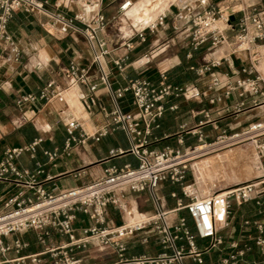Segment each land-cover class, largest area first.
Returning <instances> with one entry per match:
<instances>
[{
  "label": "crops",
  "instance_id": "1",
  "mask_svg": "<svg viewBox=\"0 0 264 264\" xmlns=\"http://www.w3.org/2000/svg\"><path fill=\"white\" fill-rule=\"evenodd\" d=\"M47 1V8L53 13H60L73 18L83 15L89 21L96 12H101L109 21L107 27L98 31L100 39L107 41L111 51L108 56L110 68V83L116 91L119 87L127 85L129 80L146 78L157 84L160 81V72L166 71L167 81L173 84L190 83L198 85L202 90L207 89V77H198L195 68L207 59H217L221 53L229 52L222 47L215 53L211 52L209 42L194 47L191 39H183L174 29L175 23L184 27H192L190 22L180 19L187 5L196 3L197 0H161L160 10L148 9L149 3L156 0H131L126 10H121L120 5L125 0H43ZM204 5L224 6L231 13V22L237 24L242 16L239 9L242 5L236 0H203ZM247 6L262 8L264 0H244ZM139 8L143 14L156 13L159 16L166 11L167 17L162 25L151 31L145 30V39L142 40L137 28L147 25L134 18L133 10ZM197 3L194 13H197ZM158 18V17H157ZM79 26L84 24L75 21ZM221 27L231 38L234 32L228 29L224 21ZM8 31L16 40L20 54L15 59L9 50H5L3 59L0 60V156L7 148L23 146L41 137L43 141L37 146L34 155L25 151L15 159L20 169L28 170L33 174L39 184L51 192L81 185L104 175L112 166L123 167L126 164L136 166L138 160L130 149V141L126 132L121 127L112 126L111 118L106 115L102 107L110 112L114 108L111 94L101 91L97 103L87 106L79 99V93L90 95L87 85H79L66 97L67 117L61 118L60 108L64 103L56 100L45 103L37 101L19 106L17 100L27 93H38L46 86L48 81L55 79L61 81V71L74 61L83 66H90L92 59L91 48L85 36L75 30L66 33L60 31L59 23L51 16L27 12L23 9L15 11L9 20ZM252 32H255L253 29ZM6 47V44H3ZM264 50V44L258 47ZM153 54L151 60L143 66L134 62L139 57ZM127 55V68L123 72L110 62L117 57ZM246 52L232 54L228 59H222L216 69L221 73H230L232 78L247 76L241 71L248 66ZM194 67V68H192ZM254 76V75H252ZM206 78V79H205ZM91 80L100 84L98 72L94 66L91 68ZM208 97L221 95V88L217 87L207 91ZM243 106L240 108V104ZM264 95L260 93L245 92L240 95V90L232 91L231 95L210 104L206 99L202 102L197 99L170 96L167 99L168 108L157 119L156 124L147 135L150 149L162 150L166 147L185 149L199 143L198 136L204 135L207 142L214 141L220 134L239 131L249 125L253 120L264 115ZM118 104L123 111L136 113L133 104V95L126 92L118 99ZM176 105L175 109L169 106ZM210 108L211 117L215 120L212 124L201 123L204 115L197 111ZM240 108V109H239ZM77 119L81 127L73 133L77 141L72 143L69 150L65 144L70 137L67 120ZM108 126L109 132L98 139L93 137L97 130ZM113 127V128H112ZM141 127L144 129V125ZM114 151L113 153H111ZM120 151H123L122 153ZM48 152H56L54 159H50ZM40 163V166L38 165ZM28 177H24L27 180ZM14 183L0 181V195L9 196L21 189ZM156 193L161 198L165 209L172 211L177 208V201H188L181 193L180 185L170 180L160 182ZM28 191L26 195H31ZM219 205V204H218ZM232 221L237 231L231 236H223L225 245L222 250L210 251L204 255L203 264H222L221 258L231 250L228 243L236 240L240 244L247 241L250 233H255L254 228H244L241 221L245 216L264 219V213L258 214L257 208L252 204L240 205ZM105 222L100 226L114 228L123 224L140 223L155 214V206L148 191H127L118 205L108 204L103 208ZM180 216L187 218L191 231L195 229L186 209L170 212V217L176 221ZM236 220V221H235ZM236 222V223H235ZM96 224L89 214L83 211L76 212L73 222L76 237L83 235L82 228ZM47 234L40 239L35 230H24L5 235L1 239L0 257L15 259L35 253H41L47 248L69 243V237L61 234L52 227H47ZM160 234L149 228L138 230L132 236H127L124 241L127 249L123 256L111 245H101L96 240H91L86 246L77 247L75 255L81 257L82 264H115L124 262L138 256H154L163 251H168L161 243ZM185 242V241H183ZM19 243V245H17ZM207 240L196 238V245L203 247ZM258 254L254 247L246 256L247 259ZM45 261H50L48 254L42 255ZM184 264H198L191 258L184 259ZM239 264H244L240 261Z\"/></svg>",
  "mask_w": 264,
  "mask_h": 264
},
{
  "label": "built area",
  "instance_id": "2",
  "mask_svg": "<svg viewBox=\"0 0 264 264\" xmlns=\"http://www.w3.org/2000/svg\"><path fill=\"white\" fill-rule=\"evenodd\" d=\"M236 1L242 5L239 9L242 16L237 24L231 22V13L227 12L226 7L219 4L203 6V0H197L199 9L197 13H194L196 3H192L184 8V14L180 16L181 20L190 22L192 27H184L179 23L173 25L183 39H191L194 47L209 42L212 53L222 47L228 48L229 52L224 50L219 58L207 59L195 68L198 77H207L206 90L190 83L182 85L170 83L167 81L166 71H161L157 84L146 78H137L129 80L127 85L114 91L109 79L108 56L111 51L107 41L98 36V31L105 29L109 23L103 13L98 11L86 21L83 15L69 18L60 13H53L47 8V1L43 0H0V60L7 49L15 59H18L20 54L16 40L8 31L9 20L19 9L53 17L59 23L62 33L71 29L82 33L92 52L90 66L70 62L61 71V81L51 79L38 93L21 95L17 104L22 107L28 102L48 103L56 100L64 103L59 111L61 118H66L68 106L66 97L77 86L89 87L90 95L84 93L78 95L87 106L95 105L101 91H107L111 94L114 108L110 112L106 111L104 106L102 109L111 118L112 126L121 127L126 132L131 143L129 151L138 160L136 166L130 164L120 168L112 166L95 180L51 192L39 184L33 174L20 169L15 163V159L25 151L34 155L43 138L39 137L23 146L5 149L0 156V181L14 183L22 188L9 196L0 195V243L3 236L24 230H35L39 233L40 239H43L48 233L47 227L67 235L69 243L15 259L0 257V264H82V259L75 255V250L77 247L86 246L91 240H96L101 245L113 246L122 257L127 249L124 238L144 228L160 234L161 243L168 251L154 256L133 257L115 264H184L187 257L198 264H203L206 253L224 248L225 241L221 231L230 225L234 205L252 203L258 214L264 213V115L239 131L230 134L223 132L214 141H205L204 135L200 133L199 143L183 150L170 147L156 150L148 147L147 135L151 134L157 119L168 108L167 99L170 96L197 99L199 102L206 99L208 103L214 105L223 97H229L232 91L237 89L240 90V95L245 92L264 95V51L258 50V47L264 44V4L262 8H257L247 6L244 0ZM130 4L131 0H125L120 9L124 11ZM166 17V11H162L154 23L137 28L139 37L144 40L145 30L148 28L153 31L165 22ZM75 21L84 26H79ZM220 21H224L228 29L234 32L233 38L221 27ZM253 29L255 32H252ZM3 44H6V47ZM238 52L247 53L249 64L241 69L247 76L233 79L230 73H221L216 69L222 59H228L230 55ZM152 56V53L145 54L134 62L137 66H143ZM127 59V55H124L110 62L119 72H123L128 66ZM92 66L98 72L101 86L91 80ZM217 87L221 88L222 94L208 97L207 91ZM128 91L133 95L136 113L123 111L118 104V99ZM241 106L243 102L240 108ZM169 108L175 109L176 105ZM201 113L204 115V121L201 123H214L210 108L197 111V115ZM142 124L144 129L141 127ZM67 126L70 137L66 141L65 150H69L72 143L78 140L73 133L81 127V123L77 119H68ZM109 130L108 126L102 127L92 136L98 139ZM227 142H239L245 147H253L263 173L255 180L237 183L234 186L222 187L214 183L213 186L206 188L207 179L197 175L189 157L195 151L198 155L211 150L215 144ZM48 155L50 159H54L57 153L48 152ZM38 165L40 166V163ZM25 176L28 177L27 180H24ZM166 180L179 184L182 195L188 199L185 203L178 199L177 208L172 211L186 209L193 222L194 233L189 228L185 216H180L176 221L170 217L172 211L165 209L156 193L158 184ZM28 191L32 194L26 195ZM127 191H148L153 199L155 214L140 223L123 224L112 229L100 226L105 222L103 208L108 204L118 205ZM77 211L89 214L90 218L96 221V224L82 228L81 237H76L73 226ZM241 226L254 228L255 233H250L247 241L241 244L236 240L229 242L228 247L231 250L221 258V263L239 264L243 261L244 264H264V219L245 216ZM196 238L207 240V243L203 247H198ZM254 247L257 248L258 254L247 259V254L252 252ZM7 249L8 247L0 248L2 252ZM43 254H48L50 261H45Z\"/></svg>",
  "mask_w": 264,
  "mask_h": 264
},
{
  "label": "rangeland",
  "instance_id": "3",
  "mask_svg": "<svg viewBox=\"0 0 264 264\" xmlns=\"http://www.w3.org/2000/svg\"><path fill=\"white\" fill-rule=\"evenodd\" d=\"M160 3H161V0H156L155 2L149 3L148 9L154 10V9H157V7H158V9L162 10L163 6H160ZM133 15L137 21H142V22H145L146 19H151L154 17L157 19V17H158V16H156L155 11H154V13H150L147 15L139 12V8L137 6L133 10ZM143 19H145V20H143ZM148 23H151V21ZM223 144H225V143H221V145H223ZM240 145L241 144H238V145H236V144L231 145L230 144V145H224L221 147H217V149H218L217 151H214V150H216V148L212 149V150H208L210 153H208L204 156H211V155H214V153H216V152L223 153L232 147H238ZM263 164H264V162H263ZM259 166H260V161H259V158L257 156L256 150L251 146H246L240 152H238L236 154L235 162H232L230 159H228L226 161L223 160L222 165H221L222 168H219L217 170V173L216 172L212 173L211 177L204 176V178L207 179L206 188L213 186L214 183H216L217 186L230 187V186L236 185L237 183H241V182H245V181H249V180L250 181L255 180L258 175L263 173V170H261L259 168ZM194 167H195L197 175H200L203 177V175L200 173V171L198 169V165H196ZM218 181H221V182H218ZM239 207H241V206L240 205H234L233 206L231 218H230V225L221 231L223 236H230V235L232 236L235 233V231H237L236 225L233 224L232 221H234L233 219L236 218L235 212L237 210H239Z\"/></svg>",
  "mask_w": 264,
  "mask_h": 264
},
{
  "label": "bare ground",
  "instance_id": "4",
  "mask_svg": "<svg viewBox=\"0 0 264 264\" xmlns=\"http://www.w3.org/2000/svg\"><path fill=\"white\" fill-rule=\"evenodd\" d=\"M143 20H145V19H143ZM150 21H151V23H154L156 21V18L154 17V18H151V19H146V21L143 22V23L147 24ZM151 23H148L147 25H149ZM145 26L146 25L141 26V27H145ZM230 144L231 145L232 144L238 145L240 143L239 142H227V143H225L223 145H221V143H218V144H215L213 146V148H210V149L212 150V149H215L216 148V150H214V151H217L218 150L217 147H221V146H224V145H230ZM238 147H232V148L228 149L227 151H225L223 153L216 152V153H214V155H211V156H204V155L210 153L209 151L202 152V153H200L198 155H197V151H195V152H193L191 154V156L189 157V160L191 161V163L193 164V166L198 165V169H199L200 173L203 175V177L204 176L211 177L212 176V173H215V172L217 173V170L219 168H222L221 165H222L223 160L226 161V160L230 159L232 162H235L236 154L238 152H240L245 146L243 144H241ZM202 148L203 147H201V149ZM218 182H221V181H218Z\"/></svg>",
  "mask_w": 264,
  "mask_h": 264
}]
</instances>
